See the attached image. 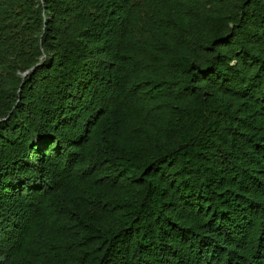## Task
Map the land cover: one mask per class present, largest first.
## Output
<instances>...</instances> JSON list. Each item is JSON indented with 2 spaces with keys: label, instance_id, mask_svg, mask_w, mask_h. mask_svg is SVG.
<instances>
[{
  "label": "trees",
  "instance_id": "obj_1",
  "mask_svg": "<svg viewBox=\"0 0 264 264\" xmlns=\"http://www.w3.org/2000/svg\"><path fill=\"white\" fill-rule=\"evenodd\" d=\"M0 264H264V0H0Z\"/></svg>",
  "mask_w": 264,
  "mask_h": 264
},
{
  "label": "water",
  "instance_id": "obj_2",
  "mask_svg": "<svg viewBox=\"0 0 264 264\" xmlns=\"http://www.w3.org/2000/svg\"><path fill=\"white\" fill-rule=\"evenodd\" d=\"M34 68L27 70L26 72L22 73L23 77H25L31 70H33Z\"/></svg>",
  "mask_w": 264,
  "mask_h": 264
}]
</instances>
